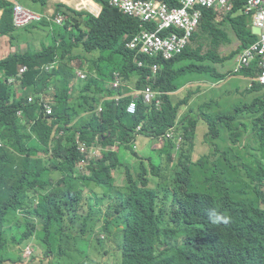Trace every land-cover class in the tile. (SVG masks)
<instances>
[{
    "label": "clouds",
    "instance_id": "clouds-1",
    "mask_svg": "<svg viewBox=\"0 0 264 264\" xmlns=\"http://www.w3.org/2000/svg\"><path fill=\"white\" fill-rule=\"evenodd\" d=\"M0 103V264H193L264 210V0H0Z\"/></svg>",
    "mask_w": 264,
    "mask_h": 264
},
{
    "label": "trees",
    "instance_id": "trees-1",
    "mask_svg": "<svg viewBox=\"0 0 264 264\" xmlns=\"http://www.w3.org/2000/svg\"><path fill=\"white\" fill-rule=\"evenodd\" d=\"M108 117V120L111 121L112 115L109 114ZM23 128L25 125L19 122L13 111L7 110L0 103V136H14L18 130ZM140 166L144 168L143 163ZM162 166L168 171L172 170L169 158L163 161ZM142 200L148 201L147 193L139 195L136 200L137 204L140 205ZM226 205L230 207L234 215L232 227L221 235L214 225L209 224L208 241H204L197 251L190 255V260L193 264H233L237 258L244 257L251 263L253 261L254 264H264V210L245 202L237 203L238 208L231 206L228 202ZM116 221H118V217L109 209L105 215L100 214L97 217L96 222L91 226L89 235L97 229L96 241L102 243L103 240L99 234L108 230V226ZM228 238L236 239L238 242L227 243L226 239ZM133 243V240L127 239L128 246L124 251V264H138L128 250L133 246ZM139 250L140 248H133L135 253Z\"/></svg>",
    "mask_w": 264,
    "mask_h": 264
},
{
    "label": "rangeland",
    "instance_id": "rangeland-1",
    "mask_svg": "<svg viewBox=\"0 0 264 264\" xmlns=\"http://www.w3.org/2000/svg\"><path fill=\"white\" fill-rule=\"evenodd\" d=\"M9 48V45L7 44L6 48H3L2 51L3 53H5ZM233 88H228L227 90H225V99L227 101H229L231 99L232 93H233ZM143 152H145L144 148L142 149ZM129 160L131 161V159L129 158ZM120 178V175L118 174V179Z\"/></svg>",
    "mask_w": 264,
    "mask_h": 264
}]
</instances>
